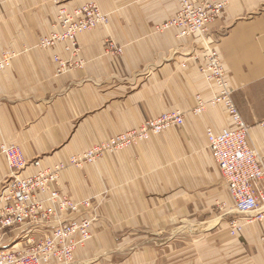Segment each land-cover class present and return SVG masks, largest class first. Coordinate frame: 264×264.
<instances>
[{"label":"crops","instance_id":"obj_1","mask_svg":"<svg viewBox=\"0 0 264 264\" xmlns=\"http://www.w3.org/2000/svg\"><path fill=\"white\" fill-rule=\"evenodd\" d=\"M88 2L109 21L78 34L84 66L57 74L55 56H70L64 44L38 42L58 30L59 7L0 0V55L15 54L0 71V144L20 146L30 163L39 159L47 168L165 112L179 110L186 122L65 170L63 193L103 201L94 210L93 237L75 251L74 264H264V221L248 222L233 208L208 149L206 129L221 132L233 122L216 101L222 89L199 69L212 47L251 126L250 143L264 159V0H227L205 38L182 36L175 27L157 31L177 14L176 0H70L67 6ZM109 38L122 54L105 52ZM200 99L204 109L195 114ZM36 171L31 164L22 175ZM9 172L0 157V190ZM233 221L243 226L237 236ZM28 233L10 232L2 247L25 246Z\"/></svg>","mask_w":264,"mask_h":264},{"label":"built area","instance_id":"obj_2","mask_svg":"<svg viewBox=\"0 0 264 264\" xmlns=\"http://www.w3.org/2000/svg\"><path fill=\"white\" fill-rule=\"evenodd\" d=\"M59 7L54 26L58 30L41 37L38 46L52 48L64 44L69 58L55 56L57 74L72 68H81L85 61L79 58L81 46L78 34L92 30L98 25L107 24L109 16L95 2L75 6L69 10L70 0H48ZM177 14L158 30L175 27L180 35L198 33L204 35L211 23L219 19L227 0H176ZM203 37V36H202ZM105 52L118 56L122 47L109 38L105 42ZM15 54L7 50L0 55V70L7 68ZM198 58V57H196ZM200 71L208 80L215 82L222 91L216 101L227 109L233 126L215 132L206 129L208 147L226 182L228 191L239 214L246 215L248 222L264 221V161L250 143V125L247 124L228 90L226 70L220 55L208 46ZM194 113L204 109L201 99ZM185 115L179 110L165 112L144 122L140 127L120 132L96 144L87 152L72 156L67 162L41 168L39 159L31 163L20 146L13 143L0 145V157L5 158L9 175L1 183L0 190V264H72L75 251L92 239L94 201H77L60 190V180L65 170L71 166L81 167L95 162L106 153L127 146H134L149 140L170 126H182ZM30 163V164H29ZM37 171L31 175L21 172L29 165ZM24 228L28 233L25 246L20 248L2 247L10 232ZM243 226L233 221L231 232L238 235ZM39 233V234H36Z\"/></svg>","mask_w":264,"mask_h":264},{"label":"rangeland","instance_id":"obj_3","mask_svg":"<svg viewBox=\"0 0 264 264\" xmlns=\"http://www.w3.org/2000/svg\"><path fill=\"white\" fill-rule=\"evenodd\" d=\"M105 14H107V13H105ZM107 15H109V14H107ZM166 23V22H165ZM164 23V24H165ZM212 24V23H211ZM162 26V25H161ZM160 27V26H159ZM157 29V31H161V30H158V27L156 28ZM208 30H209V28H208ZM208 30L205 32V34L204 35H201V34H198V33H193V34H195V35H198L199 36V38H205L207 35H208ZM184 36V35H183ZM203 36V37H202ZM41 39V38H40ZM120 46V45H119ZM120 47H122V46H120ZM123 49V48H122ZM81 50H82V48H81ZM119 56V55H118ZM2 70H4V69H2ZM2 70H0V71H2ZM57 71V70H56ZM238 108V107H237ZM239 110V109H238ZM239 112H240V110H239ZM241 114V113H240ZM250 130H251V126H250ZM3 143H9V142H3ZM3 143H1V144H3ZM141 143H143V142H140L139 144H141ZM0 144V145H1ZM139 144H137V145H139ZM208 149H209V147H208ZM209 151H210V149H209ZM261 156V155H260ZM262 157V156H261ZM262 159H263V157H262ZM263 161H264V159H263ZM53 166H55V165H53ZM50 167V166H49ZM22 173V172H21ZM222 174V173H221ZM222 177H223V175H222ZM224 179V178H223ZM90 199H92L93 201H94V207H95V209L96 208H98V207H100V204L103 202V201H101V203L99 202V203H95L96 201H95V199L94 198H90ZM234 203V202H233ZM233 208H235V204L233 205ZM93 216L95 217V222H94V224L96 223V221L98 220V215L97 214H95V211L93 210ZM232 229V228H231ZM231 231V230H230ZM230 233V232H229ZM231 234H232V232H231ZM230 234V235H231ZM233 235V234H232ZM231 235V236H232ZM236 236V235H235ZM74 262H75V258H74ZM72 264H74V263H72Z\"/></svg>","mask_w":264,"mask_h":264},{"label":"bare ground","instance_id":"obj_4","mask_svg":"<svg viewBox=\"0 0 264 264\" xmlns=\"http://www.w3.org/2000/svg\"><path fill=\"white\" fill-rule=\"evenodd\" d=\"M55 56V55H54ZM218 106V105H217Z\"/></svg>","mask_w":264,"mask_h":264}]
</instances>
